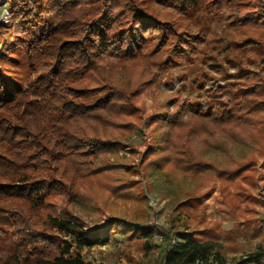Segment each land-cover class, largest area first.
I'll use <instances>...</instances> for the list:
<instances>
[{
  "label": "trees",
  "instance_id": "1",
  "mask_svg": "<svg viewBox=\"0 0 264 264\" xmlns=\"http://www.w3.org/2000/svg\"><path fill=\"white\" fill-rule=\"evenodd\" d=\"M3 2L10 17L0 24V51L8 60L0 66V264H92L84 251L101 242L103 229L146 255L153 247L151 264H264L262 224L188 230L211 193L198 192L214 176L232 208L242 209V195L255 200L244 185L252 184L254 163L234 151L264 152V0H205L211 12L232 2L257 20L241 26L234 52L221 60L205 55L226 80L204 70L194 99L169 92L146 65L124 62L152 40L154 48L182 53L190 29L179 31L165 12L186 18L200 0H0V7ZM47 14L55 15L54 25ZM17 23L24 29L14 38L8 28ZM201 33L199 26L193 36ZM16 48L30 71L15 92ZM143 94L153 100L151 145L141 165L148 190L176 204L160 239L146 220L147 199L133 178L138 169L119 156L146 111L137 104ZM115 203L134 206L135 218L104 224L100 215L116 213Z\"/></svg>",
  "mask_w": 264,
  "mask_h": 264
},
{
  "label": "rangeland",
  "instance_id": "2",
  "mask_svg": "<svg viewBox=\"0 0 264 264\" xmlns=\"http://www.w3.org/2000/svg\"><path fill=\"white\" fill-rule=\"evenodd\" d=\"M2 4L0 7V24L6 25L8 24L10 14L5 2ZM211 9L214 10L212 6L205 3V0H200V5L190 11V14L186 18L180 19L176 15L173 16L172 12H165L166 18L178 26L179 31H184L186 27L190 29L187 30L185 37L180 42L184 50L182 53H174L170 45H159L154 48L157 41L152 40L145 45V52L143 54L136 53L124 63L135 66L146 65L148 69L156 72L160 76L165 89L169 92L179 94L182 99L186 97L194 99L198 95V92L201 90L198 88L197 80L201 78L204 70L210 71L209 76L211 78H218L220 82H224L226 79L223 71H215L209 65V61H204L205 55L213 56L221 60L224 53L234 52V47L241 41V26L254 24L257 17L252 10L241 9L232 2L225 3L215 12H211ZM45 17L51 22V25L55 24L56 17L54 14H47ZM199 26L202 28V35L196 38L193 36V33ZM23 29L20 23L8 28L9 32L15 33L14 38L18 34L20 35V31ZM148 38V36L142 37L143 41H147ZM193 39H197L194 45L190 42ZM12 52L15 59L10 60L12 63L11 67L13 68L11 87L16 92L18 89L26 86L30 70L28 69V58L23 49L16 48ZM34 57L36 63H38V68H42L43 63L41 62L43 58L40 57V52L36 50ZM6 65H8V60L2 57L0 51V66ZM232 71L230 70L229 73L232 74ZM207 84L209 85L210 81ZM137 104L145 105L146 111L141 120L137 122V130L131 144L123 147L119 151V156L121 158L131 159L132 163L138 169V172L133 174V178L139 181L142 194L147 199L148 212L146 213V220L149 221L148 226L153 231L155 239H160V232L164 228H170V214L176 204L171 203L168 197L164 198L162 194H157V190L154 192L148 190V178L141 165L144 153L151 145L148 115L152 111L153 100L150 96L143 94ZM203 107L206 109L207 106L204 105ZM234 153L237 156H246V162L254 163L256 174L251 181L252 184L244 182V185L250 189V196L255 197V200H247L244 197L245 195H242L239 197V203L242 209L232 208L223 200L220 190V180L214 176L198 192V196L206 194L207 192L211 193L200 204L199 215L191 221L189 231L201 230L217 224L224 230L235 228L239 224L248 225L247 223H254L256 225H264V152L256 151L253 153L250 148H236ZM224 158L223 155L217 156L219 162H223ZM246 194L249 195V193ZM187 202L185 206L186 213L190 212L192 207V203ZM115 204L119 206L116 213L106 211L98 214H101L100 216H102V222L104 224H107L112 217L135 218L136 208L134 206L130 204ZM108 232L111 234L112 230L103 229L101 232V242L84 251L85 258L89 262L92 264H151L149 258L153 252V247L149 248V254L146 255L143 251L136 248V246L129 247L130 245L128 246L120 237L110 240L107 237ZM229 255L236 258L240 253L232 252Z\"/></svg>",
  "mask_w": 264,
  "mask_h": 264
}]
</instances>
